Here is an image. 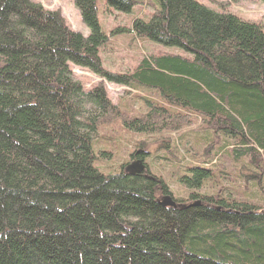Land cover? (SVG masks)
Wrapping results in <instances>:
<instances>
[{"label": "trees", "instance_id": "16d2710c", "mask_svg": "<svg viewBox=\"0 0 264 264\" xmlns=\"http://www.w3.org/2000/svg\"><path fill=\"white\" fill-rule=\"evenodd\" d=\"M98 1L72 0L84 36L60 9L0 0V264H264V25L215 0H151L131 30L173 52L143 53L118 74L100 55L114 31ZM104 1L127 13L145 3ZM74 69L143 91L139 106L88 91ZM199 121L211 131L194 142L200 156L171 153L170 178L97 166L113 157L99 146L120 135L145 162L148 138L166 149ZM215 152L224 161L205 167Z\"/></svg>", "mask_w": 264, "mask_h": 264}, {"label": "rangeland", "instance_id": "374dc122", "mask_svg": "<svg viewBox=\"0 0 264 264\" xmlns=\"http://www.w3.org/2000/svg\"><path fill=\"white\" fill-rule=\"evenodd\" d=\"M41 2L45 9L50 11H56L60 9L62 11V16L67 21L68 25L72 27L73 30L79 31V33L84 36H88L90 31L87 26L84 24L81 13L79 9L74 5L72 0H37ZM145 3H137L133 6L130 13L117 11L114 7L108 6L104 0L98 1V18L102 27L109 33L114 31L110 37L111 41L104 50L100 53L102 59L104 60V66L106 70L118 73L126 74L129 69H132L143 55V53L157 52L159 50H168L173 52L170 49H164L160 46H156L148 42L146 39L138 38L134 35V32L131 30V21L137 17L148 19L152 13L151 0H142ZM207 6L213 8L210 4V0H201ZM217 2H222L226 4L227 7L223 8L224 11H230L237 14L245 19L253 20L260 22L264 25V2L260 0H215ZM215 5V4H212ZM110 69V70H109ZM75 78L81 79L85 83V88H93L96 86H105V90L109 95L110 100L115 104L119 105L122 108L131 110V108L137 109L138 99L137 89H130L129 87H118L116 85H108L103 80L95 77L94 75L80 69H74ZM128 92H131V95L126 96ZM134 102V103H133ZM201 121L195 123L192 127L187 129L188 135L181 140H178L179 134L171 135V139L167 137L164 142L166 149H158V144L152 145V142L155 141L153 138H148L147 145L141 152H144L147 156L145 159V164L152 168V171L155 174H163L167 179L172 176L173 172L179 169L178 165H175L172 154L174 153L179 160H182L187 156L199 157L201 152H199V147L194 145V142L197 138L203 136V139L209 135V126L200 123ZM121 138L116 139L114 146L101 145L99 146L100 150H106L113 153V157L106 162H99L98 167H107L114 170H119L121 166H127L131 163L137 161L134 159H129L131 151L134 149L129 146V138L132 136V133L126 135H120ZM205 140H201L198 144H203ZM151 144V145H150ZM149 154V155H148ZM223 152L212 153V158L210 164H204L205 167H213L214 165L219 164L221 161H217L219 156L224 155ZM163 158H168L171 161H163ZM189 160H192V157ZM227 165L228 161H226ZM233 169H231L232 171ZM243 173L251 175L252 173L243 171ZM173 182V181H172ZM170 186H173L170 183ZM247 189L252 190L255 194V188L253 182L249 183ZM173 192L175 197H181L184 193V189L180 188L178 184H174ZM198 201V200H197ZM195 201V202H197Z\"/></svg>", "mask_w": 264, "mask_h": 264}, {"label": "water", "instance_id": "95a60500", "mask_svg": "<svg viewBox=\"0 0 264 264\" xmlns=\"http://www.w3.org/2000/svg\"><path fill=\"white\" fill-rule=\"evenodd\" d=\"M145 168L146 167L143 160H137L127 167V171H129L131 175H138L142 174L145 171ZM164 204L175 206V203L170 199V197H165ZM198 204L199 203L195 204V206H197Z\"/></svg>", "mask_w": 264, "mask_h": 264}]
</instances>
